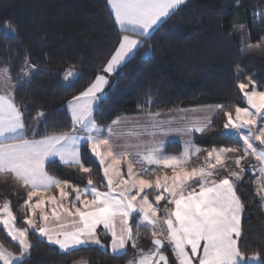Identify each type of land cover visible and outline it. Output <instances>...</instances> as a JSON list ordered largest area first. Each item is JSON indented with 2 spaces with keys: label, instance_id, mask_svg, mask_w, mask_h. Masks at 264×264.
Masks as SVG:
<instances>
[{
  "label": "snow or ice",
  "instance_id": "1",
  "mask_svg": "<svg viewBox=\"0 0 264 264\" xmlns=\"http://www.w3.org/2000/svg\"><path fill=\"white\" fill-rule=\"evenodd\" d=\"M107 4L120 33L119 42L95 78L66 102L69 130L44 129L41 135L39 125L47 123L42 110L37 111L29 128L25 118L28 107L15 99L16 89L40 70L29 55L15 75L10 60L0 67V181L7 184L10 179L14 191L26 193L19 206L24 214L23 227L17 226L11 201L0 200V226L19 249L17 253L0 243V264H25L34 247L30 234H38L63 253L96 245L110 255L122 256L131 245L136 252L127 264H264L261 252L241 251L245 204L237 192L245 172L258 170L256 195L264 207V90L252 75L240 79L245 69L237 62L236 87L246 107L216 104L200 110L207 111V116L173 128V119L163 120L159 110L151 111L154 101L148 97L144 101L146 112L142 104L137 105L143 122L137 115L117 116L107 125L98 123L94 113L106 98L109 77L185 0H107ZM15 35L13 23L5 20L0 36L14 40ZM254 50L264 53V36L255 44L241 42V54ZM79 75L71 66L62 80L67 86ZM220 112L224 122L219 135L237 143L211 148L195 144L192 134L206 132ZM172 132L189 137L179 154H167L164 141L155 139ZM144 136L153 139L145 143ZM120 140L123 142L116 143ZM85 152L99 162L104 183L94 181V170L83 158ZM56 158L87 175V183L81 187L50 174L46 164ZM253 158L255 165L248 163ZM99 225L110 236V243H102ZM142 229L144 238H151L147 250L140 247ZM169 246L174 261L165 252Z\"/></svg>",
  "mask_w": 264,
  "mask_h": 264
},
{
  "label": "trees",
  "instance_id": "2",
  "mask_svg": "<svg viewBox=\"0 0 264 264\" xmlns=\"http://www.w3.org/2000/svg\"><path fill=\"white\" fill-rule=\"evenodd\" d=\"M254 13H264V0H185L166 23L144 39L143 47L109 77L106 98L94 113L97 122L107 125L117 116L139 113L138 104L146 111L144 101L148 97L154 101L151 111L160 112L221 103L245 107L236 87L237 62L245 69L240 79L252 75L260 90H264V53L240 52L242 41L255 44L264 36V15ZM113 19L107 0H0V27L9 20L16 28L14 40L0 36V67L10 60L15 75L27 54L40 69L15 92L17 104L28 107L25 118L30 129L38 110L45 113L47 122L39 125L41 135L44 129H70L66 102L95 78L119 42L120 33ZM71 66L80 75L66 86L62 75ZM223 122V113H216L206 132L194 134V143L202 148L237 143L219 135ZM164 150L176 153L179 144L169 142ZM83 158L86 166L94 170V181L104 183L99 162L86 152ZM46 168L50 174L81 187L87 183V175L58 160L47 163ZM237 192L245 204L241 251H259L264 256V211L254 191L253 175L248 171ZM5 198L11 201L17 226L23 227L24 214L19 206L26 198L25 191H14L10 179L7 184L0 181V200ZM141 232L140 247L145 249L151 238H144V230ZM100 235L102 243L108 244L109 236L104 232ZM29 238L34 247L25 264H126L136 252L129 245L125 255L113 256L98 246L86 245L63 253L37 234H30ZM0 243L19 251L2 226ZM165 252L174 261L169 247Z\"/></svg>",
  "mask_w": 264,
  "mask_h": 264
},
{
  "label": "rangeland",
  "instance_id": "3",
  "mask_svg": "<svg viewBox=\"0 0 264 264\" xmlns=\"http://www.w3.org/2000/svg\"><path fill=\"white\" fill-rule=\"evenodd\" d=\"M243 96V94H242ZM71 99V98H70ZM246 102V101H245ZM215 104H208V105H200V106H193V107H186V108H177V109H172L171 115H169V110L168 111H163L161 112V119L163 120H168V119H173L175 122L171 125L173 128H181L186 126L189 123H192L194 120L196 119H200L203 118L204 116H207L209 113L207 111H200L202 109H208L211 108L212 106H214ZM247 105H245L246 107ZM67 109V108H66ZM178 109H183V112H179L177 111ZM194 109H196L197 111H193ZM147 111V110H146ZM145 111V112H146ZM156 112V111H153ZM141 116V122H143L144 120V116L143 113H136V114H132V115H122V117H134V116ZM181 117H184L183 120H181ZM35 123V122H34ZM195 133L192 134V139ZM188 134L186 133H181V132H172L167 136H157L155 139L156 140H163L164 144L166 145L167 143L171 142V141H175V142H179L180 144V151L179 153L183 150V144L184 141L187 140ZM152 137H148V136H144L142 137V140L147 143L148 141L152 140ZM123 141H116V143H122ZM137 141L133 140V143H135ZM87 148V145H85ZM174 146V145H172ZM170 147V146H169ZM165 151V150H164ZM166 152V151H165ZM167 154H173L171 152H166ZM178 153V154H179ZM255 159H251L250 161H248L249 164L254 163ZM258 185L257 181H255V188ZM83 187V186H82ZM258 188V187H257ZM161 206L163 207V203L161 204ZM139 217L137 216V219ZM98 232H103V226L99 225L98 226ZM38 235V234H37ZM109 236V235H108ZM46 241V240H45ZM109 243H110V236H109ZM55 246V245H54ZM86 246V245H85ZM96 246V245H94ZM57 247V246H56ZM99 247V246H98ZM149 247H151V244L147 247H145V250H147ZM58 248V247H57ZM135 255V254H134ZM134 255H132L128 260L132 259L134 257ZM83 262V261H82ZM127 264V263H126Z\"/></svg>",
  "mask_w": 264,
  "mask_h": 264
},
{
  "label": "crops",
  "instance_id": "4",
  "mask_svg": "<svg viewBox=\"0 0 264 264\" xmlns=\"http://www.w3.org/2000/svg\"><path fill=\"white\" fill-rule=\"evenodd\" d=\"M109 6V5H108ZM109 8H110V6H109ZM171 142H175V141H171ZM178 144H179V142H178ZM167 145V144H166ZM165 145V146H166ZM179 151H180V144H179ZM179 151L178 152H176V153H173V154H178L179 153ZM172 153V152H171ZM56 160H58V158H56ZM59 161V160H58ZM257 162L256 161H254V163H252L253 165H255ZM250 171H253L254 172V174H253V182H254V191H255V193H256V190H257V187H259V183H258V179L260 178V173H259V171L258 170H253V169H251V168H249V170H248V172H250ZM244 176V175H243ZM255 181H257V183H258V185L256 186V188H255ZM262 209H263V211H264V207H262ZM169 248H170V250H171V247L169 246ZM174 256V255H173ZM174 258V260H175V257H173Z\"/></svg>",
  "mask_w": 264,
  "mask_h": 264
},
{
  "label": "water",
  "instance_id": "5",
  "mask_svg": "<svg viewBox=\"0 0 264 264\" xmlns=\"http://www.w3.org/2000/svg\"><path fill=\"white\" fill-rule=\"evenodd\" d=\"M249 173H250V174H252V175L254 174V172H253V171H250Z\"/></svg>",
  "mask_w": 264,
  "mask_h": 264
}]
</instances>
